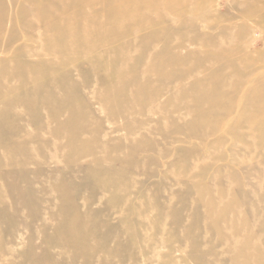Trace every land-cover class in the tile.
<instances>
[{"label": "rangeland", "instance_id": "rangeland-1", "mask_svg": "<svg viewBox=\"0 0 264 264\" xmlns=\"http://www.w3.org/2000/svg\"><path fill=\"white\" fill-rule=\"evenodd\" d=\"M233 1L213 4L221 29L241 22ZM50 7L59 10L0 0V264H264V26L247 17L245 32L234 29L250 38L253 120L241 109L239 123L214 126L216 114L197 118L202 103L173 100L180 82L158 86L147 65L163 45L142 48L148 30L130 41L134 84L111 94L112 75L77 56L87 45L84 19L69 30L71 45L44 50ZM83 11L97 31H115L101 8ZM103 42H90L92 54L116 64L108 49L126 39ZM40 60L54 63L44 78L31 71ZM145 69L155 102L135 94ZM75 219L86 225L78 249L61 230Z\"/></svg>", "mask_w": 264, "mask_h": 264}, {"label": "bare ground", "instance_id": "bare-ground-1", "mask_svg": "<svg viewBox=\"0 0 264 264\" xmlns=\"http://www.w3.org/2000/svg\"><path fill=\"white\" fill-rule=\"evenodd\" d=\"M46 1L49 6L57 3L59 10L52 13L50 7L42 11L46 13L43 18L47 17L43 20L47 30L42 40L44 50L48 53L53 52L55 46L63 45L61 43L63 40L65 45H71L73 36L71 41L67 39L69 30L76 26L75 23L84 19L88 24L84 25L86 32H83V40L87 45L77 56L78 58L86 57L89 60L91 71H102L104 74L112 75L111 94L119 90L116 88L134 84L130 80L131 69L129 70L126 64L130 59L129 49L132 47L130 41L139 37L144 30H148V35L141 36L142 48L145 50L152 48L156 42H162L163 46L155 52L147 67L160 76L159 87L166 84L165 82H180L177 88L180 91L176 90L177 94L172 95L173 100L181 102L182 99L189 97L202 103L206 106V110L197 112V118L209 112L216 114L218 118L214 126L222 125L225 120H227L226 125L239 123L238 117L236 119L233 113L234 111L240 113L241 109L248 121L253 120V98L251 82L248 80L251 75L249 64L252 56L249 47L250 38L248 35L244 38L235 36L234 29L245 32L249 21L247 17H255L258 20L257 24L264 26V7L258 6V4L264 5V0H234L231 4L226 2L229 4V10L234 9L240 13L241 24L230 22L229 27L224 29H221L222 17L214 14L215 0H39L41 5H44ZM97 7L101 8L109 18L114 19L111 25L115 31L110 33L97 31L93 23H89L95 16L84 15L83 10L88 8L95 11ZM25 8H27L26 11L35 10L34 5H26ZM176 22L181 23L182 26L175 27ZM207 29L221 30L214 35H209L204 33ZM106 38L126 39L125 44H110L108 53L116 54V64H105L97 54L96 56L92 54L93 48L90 47V42L100 44ZM176 38H181L183 41L175 42ZM53 64L40 60L31 71L41 74L44 78L50 72L47 66H53ZM200 70L205 74L199 76ZM147 73L145 69L141 75L143 80L148 78ZM54 77L55 74L52 73L48 79L51 85ZM186 79L195 84L187 85ZM36 86L48 85L37 80ZM135 94L138 97L144 95L143 97L155 102L159 91L155 84L152 85L146 80L136 87ZM56 114L58 115L57 111L52 113L57 117ZM199 121L195 122L196 125ZM56 133H59V130ZM238 135L241 137V134ZM115 180L113 177L109 182L112 183ZM234 207L231 209L235 210ZM83 221L81 219L67 221L61 228L66 245H73L75 249H78V246L86 244V225ZM247 232L245 234L250 236Z\"/></svg>", "mask_w": 264, "mask_h": 264}]
</instances>
